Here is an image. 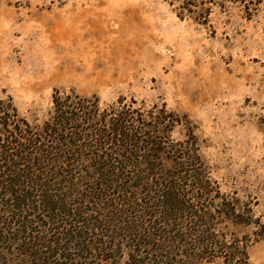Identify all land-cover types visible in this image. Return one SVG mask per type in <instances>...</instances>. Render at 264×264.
I'll return each instance as SVG.
<instances>
[{
    "label": "rangeland",
    "instance_id": "1",
    "mask_svg": "<svg viewBox=\"0 0 264 264\" xmlns=\"http://www.w3.org/2000/svg\"><path fill=\"white\" fill-rule=\"evenodd\" d=\"M55 100L92 119L75 165L45 171L61 180L51 198L81 218L44 211L35 186L41 203L16 209L0 182V264H264V0H0V127L16 126L15 110L17 124L43 129ZM126 108L129 125L164 120L160 148L137 135L103 154L113 168L98 184L93 135ZM10 158L12 170L31 166ZM174 179L190 207L166 217L157 195Z\"/></svg>",
    "mask_w": 264,
    "mask_h": 264
},
{
    "label": "trees",
    "instance_id": "2",
    "mask_svg": "<svg viewBox=\"0 0 264 264\" xmlns=\"http://www.w3.org/2000/svg\"><path fill=\"white\" fill-rule=\"evenodd\" d=\"M65 104L66 103L55 100L54 101L55 114L53 116V120L51 122H48L45 128L39 130L37 129L34 130L31 127V125L28 124V122H26L25 119L20 120L21 125L17 124L19 122V118H17L16 111L14 110L12 116H14L15 118L12 119V122L16 126H13L11 129H7V127L5 126L0 127V133L4 132V134L6 135L5 137L7 142L4 143L2 137L0 136V141H2V144L0 146L3 148V156L0 155V157L6 163V165L3 164L0 165V168L4 169L0 174V178L1 177L6 178L4 180H1L0 182L5 183L7 192L13 195V198L16 201L15 203L16 209H19L21 205L33 206V203L36 202L41 203L40 200L38 201L32 200V197L34 198L36 193L33 191V187L35 186V187H39L40 192H42L41 196L44 197V200H42V207L46 209L44 211L50 212L53 210H57L60 211L59 213L57 212L55 213L57 217L59 216L67 217V218L71 217L72 219L75 220V222H78L79 219L81 218V213L79 212L71 213V209L73 208L66 206V197L60 199L59 197H57L55 201L53 198H51V195L48 193L50 190V186L51 185L60 186L61 180L59 182L50 183L51 179L50 177H47L45 172L46 169H49L48 167L51 164H54V161L56 160L64 164L71 163L72 165H75V163L73 164V162H75L80 157V155H82L85 146L84 145L82 147V144L81 146H79L78 144L79 143L78 141L80 140L79 136H82L84 131L91 128L90 122L92 119H90L91 118L90 116L86 117V113L84 112V106L82 104H79L80 106L79 105L78 106L79 108H81V110L83 109V111L77 116H75V113L73 114V112H69L68 111L69 105H65ZM130 114L131 112H129L128 108L120 111L118 113L119 119H113L109 123V125H111V128L108 127V129H102V130L96 129V133H94L93 135L94 136L93 139H96L98 140V142H101L104 147V150H102L101 148L102 144H100L101 159L98 162L95 161L94 163L95 165L94 169L96 170L97 173L96 180L94 175L89 176L90 179H93L98 184L106 185L107 182L110 180L107 171L111 170L113 167L110 168L111 164L106 160L105 156L107 155L110 158H114V156H116L119 153L120 150L119 147L122 146L123 143L127 145L128 143L135 142L137 135H141L144 136V138L148 139V140H143L146 143V145L150 144V146L153 147L155 151H158V148H160L161 142L155 140V135H152V132L156 131L157 130L156 128L159 125V123L163 122L164 120L162 118H157V120H159V122H157L158 125H155L153 121L150 124L143 122L144 124L139 126L137 125V123H135L134 119H132L130 121V125L132 126H130L128 121L131 117ZM114 125L116 126L114 127ZM85 126H87L88 128L87 129L83 128ZM69 138H71L72 141H70ZM121 153L123 154L122 151ZM13 156L19 158L24 162L31 164V166L27 168L28 170L25 169L12 170L13 168L18 167L17 166L18 164L13 165V163H11L12 158L10 157ZM123 156L126 157V154H123ZM90 158H92L91 154H90ZM43 161L46 162L45 164H43L44 166L42 165V163H44ZM36 162H38L37 165L40 167L36 165ZM71 164L68 165L69 168L72 167ZM191 165H194V163L192 162ZM148 166H149L148 170H151L149 174L151 173L152 175H154L152 171L155 169V167L152 166V164H149ZM34 168H37L38 172L41 170L44 171L45 173L42 172L39 174L38 173L35 174ZM5 169H7L8 173H5ZM43 173L45 175H43ZM56 175L58 174H54L55 178ZM66 176L67 173L66 172L63 173V177H65L62 180L63 183H68ZM155 176H157V173L153 177ZM189 176H193V175L189 174ZM123 177L124 176L122 175V179ZM205 177L207 178V176ZM56 179L59 180L60 176H58V178ZM176 179H180V178H176ZM176 179L173 180L170 190L169 187H166L158 191L159 194L157 195L158 196L157 199L159 202L158 204L159 207L158 205L157 207L162 208V210H164V212L166 213V214L164 213L166 217H171L172 215V213H170L169 211L166 212V209L175 207L180 203L181 205L186 206L185 208L190 207L187 206L188 204H185L184 199L179 198L181 194L177 193L179 191H176L177 186L179 185ZM193 179H195L197 184L200 185L201 189L203 186L202 190L207 189L208 186L205 187L203 181L199 182L198 181L199 178H197V176H193ZM158 180L159 178L155 177L153 180L154 184H156ZM29 183H30L29 187H31L32 190L24 189L23 187L28 186ZM206 183L208 184L207 181ZM184 185L186 186L188 184H184ZM190 186H192V184H190ZM207 191L209 190L207 189ZM182 196L183 194L181 195V197ZM67 200H70V197L67 196ZM144 200L146 204L151 203V201L147 198H144ZM79 210H81V207L79 208ZM88 228L91 227L88 226ZM225 253H227V251L223 249L220 251L218 256H221V254L224 255ZM225 259H226V264H248L245 260L244 255L243 256L236 255L232 257H227ZM41 262L42 264H44L43 258Z\"/></svg>",
    "mask_w": 264,
    "mask_h": 264
}]
</instances>
